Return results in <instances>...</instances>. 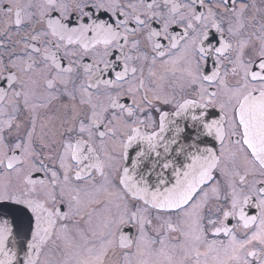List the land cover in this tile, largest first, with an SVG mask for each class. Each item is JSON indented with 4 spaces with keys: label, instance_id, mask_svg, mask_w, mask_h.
<instances>
[{
    "label": "snow or ice",
    "instance_id": "snow-or-ice-1",
    "mask_svg": "<svg viewBox=\"0 0 264 264\" xmlns=\"http://www.w3.org/2000/svg\"><path fill=\"white\" fill-rule=\"evenodd\" d=\"M0 264H264V0H0Z\"/></svg>",
    "mask_w": 264,
    "mask_h": 264
}]
</instances>
